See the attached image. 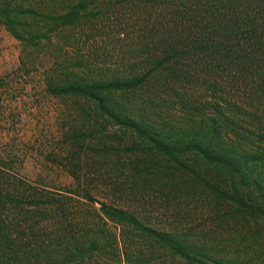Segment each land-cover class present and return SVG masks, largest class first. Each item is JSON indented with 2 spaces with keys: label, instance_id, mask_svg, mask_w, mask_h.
Masks as SVG:
<instances>
[{
  "label": "trees",
  "instance_id": "trees-1",
  "mask_svg": "<svg viewBox=\"0 0 264 264\" xmlns=\"http://www.w3.org/2000/svg\"><path fill=\"white\" fill-rule=\"evenodd\" d=\"M108 1L0 0V24L35 46L96 20ZM162 3L158 50L147 52L138 69L105 75L77 59L79 71L47 81V91L84 101L103 122L91 118L89 129L98 123L121 130L132 154L159 157L164 174L191 172L235 214L264 221V0ZM167 78L207 90L209 109L199 121L164 118L150 96L127 100L156 80L166 101ZM1 179L0 264H209L214 258L173 225L153 227L147 210L97 201L76 179V188L58 195Z\"/></svg>",
  "mask_w": 264,
  "mask_h": 264
},
{
  "label": "rangeland",
  "instance_id": "rangeland-1",
  "mask_svg": "<svg viewBox=\"0 0 264 264\" xmlns=\"http://www.w3.org/2000/svg\"><path fill=\"white\" fill-rule=\"evenodd\" d=\"M162 1L110 0L96 20L83 21L74 32L58 31L35 46L0 24L1 181H22L58 195L76 188L77 180L89 185L97 201L119 200L147 210L153 227L173 225L206 245L218 261L206 259L209 264H264V221L235 214L191 172L164 174L159 157L132 154L131 140L121 130L98 123L89 129L91 118L103 122L84 101L47 91V81L59 82L67 69L79 71L77 59H87L91 69L105 75L138 69L146 53L158 48L165 22ZM166 83L171 86L166 101L154 88L156 80L127 100L150 96L164 118L199 121L209 109L207 90L193 80L175 85L167 78ZM159 253L162 257L160 248Z\"/></svg>",
  "mask_w": 264,
  "mask_h": 264
}]
</instances>
